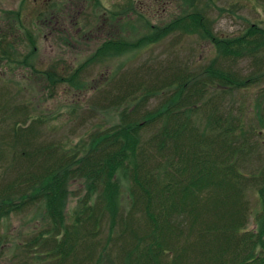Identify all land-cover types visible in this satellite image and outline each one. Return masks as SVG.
Instances as JSON below:
<instances>
[{
	"label": "trees",
	"instance_id": "trees-1",
	"mask_svg": "<svg viewBox=\"0 0 264 264\" xmlns=\"http://www.w3.org/2000/svg\"><path fill=\"white\" fill-rule=\"evenodd\" d=\"M26 4L20 0L17 10H0L7 20L1 23H8L0 26V63L6 67L23 56L12 20L25 30L28 46L35 41L37 26L22 24ZM145 26L151 34L112 37L74 71L38 74L78 90L83 71L99 64L98 56L134 53L175 33L209 42L216 57L199 73L168 68V78L148 87L119 77L117 87L127 91L115 103L122 106L118 122L69 149L36 142L42 122L29 123L26 107L16 110L20 120L0 138V170L10 175L0 190V259L7 243L4 222L40 205L49 225L24 245L57 264H264V160L250 138L254 129L244 132L240 117L221 110V95L264 83V30L250 25L239 36L219 37L197 9L162 26ZM242 60L252 68L247 76L233 70ZM259 95L253 123L264 128V90ZM153 98L158 106L145 110ZM71 180L83 181L84 196L70 221L65 207ZM123 186L129 189L127 211L120 205ZM254 189L260 210L256 229L249 230L247 195Z\"/></svg>",
	"mask_w": 264,
	"mask_h": 264
},
{
	"label": "rangeland",
	"instance_id": "rangeland-1",
	"mask_svg": "<svg viewBox=\"0 0 264 264\" xmlns=\"http://www.w3.org/2000/svg\"><path fill=\"white\" fill-rule=\"evenodd\" d=\"M26 3L22 24L25 27L34 24L31 28L34 30L37 26L38 31L35 29V41L28 46L26 37H22L25 30L12 20L11 24L16 25L18 35L23 39L24 46L20 47L23 56L18 58L17 65L11 67L0 63V138L6 136V126L11 128L10 123L20 120L18 109L26 107L29 123L34 119L42 122L35 141L56 143L65 149L118 122L119 112L116 110L122 106L115 103L127 91L126 86L117 87L122 76L148 87L168 78L167 74L171 72L168 68L175 73L181 70L199 73L216 57V53L209 42L197 35L175 33L134 53L104 60L105 56H98L100 63L83 71L79 79L83 88L78 90L66 84H49L38 71L42 73L54 68L69 73L99 52L110 38L139 39L151 34L145 26L147 22L162 26L194 9L205 14L211 22L212 32L219 37L239 36L250 25L264 30V0H26ZM19 4L20 0H0V10H17ZM53 4L59 6L58 11L56 8L54 11ZM133 11L140 13L142 20L137 19ZM1 20L7 21L0 14V26L8 24L1 23ZM233 70L247 76L252 68L249 60H242L234 65ZM262 90L264 83L223 94L224 107L221 110L230 108L235 117H240L244 132L250 134L254 129L250 138L257 144L264 160V128L253 123L255 106L261 99L263 101L259 95ZM155 102V98L151 99L145 110L158 106ZM5 173L0 170V190L10 177L7 173L5 178ZM83 184L82 180H71L66 185L65 208L70 221L75 217L73 211L78 200L84 196ZM128 194V187L123 186L120 205L125 211L129 209ZM247 199L252 215L246 228L254 230L255 216L260 210L256 189L248 193ZM43 211L40 205L27 207L21 213L10 215L4 222L1 232L7 243L3 245L0 264L58 263L41 249H28L24 245L33 236H38L39 229L49 225L43 224L46 221L43 220Z\"/></svg>",
	"mask_w": 264,
	"mask_h": 264
}]
</instances>
